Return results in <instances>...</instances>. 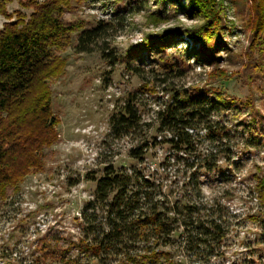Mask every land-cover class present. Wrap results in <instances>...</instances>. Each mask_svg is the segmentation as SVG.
I'll use <instances>...</instances> for the list:
<instances>
[{"label": "rangeland", "instance_id": "374dc122", "mask_svg": "<svg viewBox=\"0 0 264 264\" xmlns=\"http://www.w3.org/2000/svg\"><path fill=\"white\" fill-rule=\"evenodd\" d=\"M220 1L226 15L210 40L188 33L204 21L190 0H83L64 12L67 24L93 28L103 22L106 30L90 51H77L78 34L61 51L68 64L51 81L59 140L42 150L44 168L0 199V264H39L48 242L67 247L101 237L92 228L109 229L112 196L97 199L95 189L110 168L132 175L133 190L149 188L153 199L141 198L143 210L158 202L173 230L165 244H157L151 231L140 239L125 234L124 243L92 264H132L129 254L148 247L169 254L157 264L264 258V203L257 186V176H264V53L253 56L249 48L250 1ZM16 9L31 13L20 0L8 5L10 12ZM3 22L0 14V29ZM149 38L158 39L142 49ZM144 83L153 90L140 89ZM177 94L202 96L213 108L208 131L190 130L194 153L176 150L169 141L173 133L160 120L159 111ZM127 103L140 119L120 133L115 123ZM135 148L141 149L138 157L131 153ZM213 222L218 227L208 229ZM200 227L209 231L207 242L197 246ZM65 255L87 257L77 248Z\"/></svg>", "mask_w": 264, "mask_h": 264}, {"label": "trees", "instance_id": "16d2710c", "mask_svg": "<svg viewBox=\"0 0 264 264\" xmlns=\"http://www.w3.org/2000/svg\"><path fill=\"white\" fill-rule=\"evenodd\" d=\"M13 1L0 0V14L6 19L0 29V199L6 198L11 188H18L25 177L41 171L45 165L42 150L59 140L57 125L60 118L53 109L51 81L61 76L68 64L61 51L73 43L75 34H78L75 44L77 51H90L93 42L104 33L107 26L101 22L96 27L86 28L81 22L67 24L63 20L64 12L74 7L73 2L83 0H20L23 8L31 9L29 16L19 9L10 12L8 5ZM249 1V48L253 56L261 55L264 53V0ZM189 3L191 11L197 12L204 21L188 33L206 40L217 36L222 17L226 15L223 1L190 0ZM168 33L170 31L159 35L162 39ZM154 39L158 38H149L142 49H149ZM134 53L135 48L131 47L129 54L134 56ZM221 72L228 78L225 71ZM140 89L153 90L145 83ZM212 114V105L204 97H189L187 94L175 95L159 111L162 125L173 133L169 141L174 148L191 153L197 151V141L190 130L208 131L213 125ZM139 119L136 109L127 103L125 111L117 118L118 127L115 123V128L120 133H128ZM140 152V148H135L131 153L138 157ZM200 167L206 168L207 165ZM110 169L98 179L95 189L97 199L106 201L112 196L109 201V229L96 225L92 230L101 234V237L91 241L80 238L70 242L67 247H53L48 242L44 256L42 251L37 257L39 264H55L49 262V257L63 264H92L91 260L105 250L124 243L125 234L138 235L140 239L151 231L157 244H165L169 240L173 229L170 221L163 216L164 211L159 209L160 204L153 202L150 209L145 211L140 202L142 197L152 200V191L147 187L133 190L130 187L132 175L121 169ZM257 178L259 198L264 203V176ZM217 227L213 222L208 229ZM208 231L203 232L200 227L196 236L197 246L207 242L205 236ZM72 248L86 255V260L65 255ZM161 255L169 256L166 252L148 247L144 251L129 254V257L132 264H157ZM251 264H264V258L260 257L259 261Z\"/></svg>", "mask_w": 264, "mask_h": 264}]
</instances>
